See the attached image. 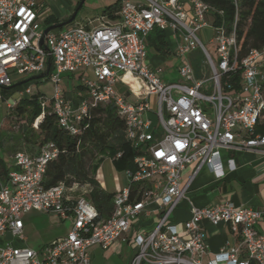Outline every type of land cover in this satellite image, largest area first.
<instances>
[{
	"label": "built area",
	"instance_id": "2783aa9c",
	"mask_svg": "<svg viewBox=\"0 0 264 264\" xmlns=\"http://www.w3.org/2000/svg\"><path fill=\"white\" fill-rule=\"evenodd\" d=\"M214 13L203 0H121L118 24L95 30L73 25L44 35L36 0H0V88L12 86L13 76L37 77L50 66L38 81L51 84V96H40L39 102L50 107L57 125L75 135L90 107L111 105L135 152L134 170H124L127 185L114 194L112 212L103 219L87 199L90 186L44 187L47 165L58 156L54 143L43 144L35 156L15 153L13 168L0 183V264H90L91 248L108 250L149 215L151 204L157 218L134 233L128 264H264V210L228 200L198 208L186 195L204 167L216 180L225 177L222 150L229 153V172L237 168L236 153L264 156V48L240 58L234 28L214 25ZM154 29L173 34L172 53L179 59L175 82L145 64ZM205 29L212 33L207 45L200 39ZM195 52L203 61L199 76L189 61ZM79 71L87 74L73 106L59 84L64 74ZM126 75L140 87L136 103L116 89ZM234 78L236 85L230 83ZM19 93L29 97L31 87ZM151 96L156 97L154 111ZM189 165L193 170L183 179ZM185 200L190 216L177 221L174 213ZM30 211L69 222L66 235L38 251L15 247V241L24 240L22 215ZM204 222L226 225L237 243L211 252Z\"/></svg>",
	"mask_w": 264,
	"mask_h": 264
},
{
	"label": "trees",
	"instance_id": "16d2710c",
	"mask_svg": "<svg viewBox=\"0 0 264 264\" xmlns=\"http://www.w3.org/2000/svg\"><path fill=\"white\" fill-rule=\"evenodd\" d=\"M203 1L215 10L214 25H224L228 31L234 28L240 58L252 49L264 48V0H236V4L234 0ZM120 2L121 0H117L115 5L106 7L102 16L115 19ZM217 12H221L222 15H218ZM67 20L59 22L53 16H48L43 26L47 28L65 23ZM165 33L154 29L148 36L147 45L158 54L165 55L170 52ZM44 81L47 80L44 79ZM230 83L236 85L237 79H232ZM20 85L22 84L0 88L1 98L4 91ZM79 88L82 93V86ZM40 96L44 95L40 92L32 93L29 97L20 98L13 106L15 114L27 121V131L29 130L31 138L33 137V140L29 139V136L25 138L22 152L35 156L43 144L54 143L58 148V156L47 165L44 187H54L62 182L68 187L73 184L88 185L91 187L87 195L88 201L94 205L100 218L108 217L112 212L114 193H107L100 188L94 179L93 162L99 156L114 157L121 151V157L113 161L116 169L134 170L135 152L124 140L122 120L111 105L90 107L87 116L79 124V132L72 135L57 125L49 106L41 107ZM7 174L8 170L2 168L0 177L6 180Z\"/></svg>",
	"mask_w": 264,
	"mask_h": 264
},
{
	"label": "rangeland",
	"instance_id": "374dc122",
	"mask_svg": "<svg viewBox=\"0 0 264 264\" xmlns=\"http://www.w3.org/2000/svg\"><path fill=\"white\" fill-rule=\"evenodd\" d=\"M116 2L117 0H36L38 8H40L41 11L45 12L51 7L52 11L61 19L65 17L69 19L80 6L73 22L65 25L60 30L73 25H87L91 30L100 28L105 22L102 16L103 10L108 6L115 5ZM211 36V31L205 29L201 32L200 39L203 44L207 45ZM147 53L148 59L145 64L165 72V81L173 82L178 79L176 69L179 64V59L177 57L171 52L165 55L158 54L152 48H149ZM155 56L159 59L154 58ZM149 59H151V62ZM189 61L197 73L196 75L199 76V70L203 67L202 57L195 52ZM127 77H129V75H127ZM26 79L27 78L20 76H13L12 85L15 86L25 82ZM62 84L61 80L59 85L62 86ZM26 86L31 87L33 94L37 93L39 90L47 97L51 96V84L49 82L38 84V80H30L20 86L4 91L2 98L0 94V161L5 166L8 165L10 157H12L15 152L23 151L22 148L26 137L29 136L28 138L33 140L30 131H27V121L17 116L13 107L9 108V106L14 105L20 100L21 97L19 92ZM62 89L66 91L67 88L64 87ZM129 101L134 102L135 99L129 97ZM150 106L151 110L154 111L156 106L155 96H151ZM33 126H35V124ZM96 159L93 162L95 167L94 179H97L96 181L99 182L98 184L103 191L113 193L116 187L120 186L124 181L125 173L124 171L117 170L113 161L105 155L97 157ZM259 167L261 166H257L256 170H258ZM261 172L264 173V169ZM259 174L261 173L259 172ZM259 189L263 192L264 182L259 183ZM176 218L178 221L183 220L182 215L178 212ZM22 221L24 224L23 235L26 238V242L21 246H26L33 251H38L51 241L63 236L69 228V222H62L57 216L41 211H30L23 214ZM130 253L131 243L122 242L119 243V247L116 251H99L94 264H128Z\"/></svg>",
	"mask_w": 264,
	"mask_h": 264
},
{
	"label": "crops",
	"instance_id": "0c3cea01",
	"mask_svg": "<svg viewBox=\"0 0 264 264\" xmlns=\"http://www.w3.org/2000/svg\"><path fill=\"white\" fill-rule=\"evenodd\" d=\"M131 1H137V0H131ZM49 9L50 10H48L47 11L48 13L46 12V14L44 11L40 10V15L42 16L43 21L48 16H53L59 22L66 19V17L63 19L59 18L57 14H55L52 11L51 7ZM103 20H105V22L103 23L105 25H115L120 22L118 12L115 14V19L103 17ZM165 40L167 42L170 52L172 53L175 45L172 32L167 31L165 33ZM149 48L150 47L147 45V50ZM154 58L159 59L157 56H155ZM147 59H148V53H147ZM149 61L151 62V59H149ZM86 74L87 73L84 71H79L74 74H64L62 77V83H63L62 88L64 87L67 88L66 91H64V93L67 92L65 93V97L73 106H76L79 103L80 100L79 96L81 94L79 91L80 89L79 86H81L82 76ZM29 79L30 78H27L26 81ZM46 82L48 81L40 80L38 84H44ZM116 89L118 93L124 96L128 102H130L129 97L135 99L134 102H130V103H136L138 101V96L136 94L140 91V87L131 76L129 77L124 76L122 79H120V82L117 84ZM38 92H40L45 97H47L41 91L38 90ZM150 116L151 118H153L152 115ZM220 154H221L222 166L225 171V177L221 180H216L213 174L211 173V171L207 167L202 168L201 171L198 173V175L190 184L186 194L187 198L192 202V204L195 207L198 208L215 205L219 203L221 200H228L233 204H235L236 206L245 205L252 209L264 210V189L263 192L259 189V183L264 182V173L261 172L264 169V156L258 152L236 153L234 154V160L237 168L234 172H229L226 166V161L229 153L227 151L222 150ZM105 156L109 158V156L107 155ZM9 160L10 161L8 162L7 166H5L0 161V171L2 170V168L7 169L8 171L13 168L12 157H10ZM259 165L261 167H259L258 170H256L257 166ZM192 170H193V165L187 166V168L182 173V178L185 179L192 172ZM259 172L261 174H259ZM5 181L6 180H4L3 177H0V183L1 182L4 183ZM126 185H127V178L125 176L124 181L120 184V186L116 187V190L118 191L119 189L126 187ZM116 190L113 192L114 194L117 192ZM188 207H189L188 202L186 200L183 201L174 213L175 219L177 220L176 218L177 212L182 215L183 220L188 219L190 216ZM155 208H156V204L149 205L147 207V210L149 211V215L142 216L138 221H136L132 225L129 234L122 236L121 238L116 240L108 249V251L109 250L111 252L116 251L119 247V243L131 242V239L133 238L135 232H138V230L141 228L143 229L150 227L157 218V215L155 213ZM203 226L207 237V244L211 252H218L219 249L223 245H225L226 242L235 244L238 241V237L235 234H233L226 225L221 224L214 227L204 222ZM69 227H70V223H69ZM66 233L63 236H65ZM25 242H26V238L24 237V240L22 241H15L14 246L26 247V246H21ZM99 251L101 252V250L97 247H93L89 250L90 264L95 263L97 253Z\"/></svg>",
	"mask_w": 264,
	"mask_h": 264
},
{
	"label": "water",
	"instance_id": "95a60500",
	"mask_svg": "<svg viewBox=\"0 0 264 264\" xmlns=\"http://www.w3.org/2000/svg\"><path fill=\"white\" fill-rule=\"evenodd\" d=\"M82 1H84V0H82ZM80 5H81V4H80ZM79 8H80V6L78 7V9H79ZM78 9H77V10H78ZM77 10L74 11V13L72 14V16L67 20V22H65V23H60V24H57V25H53V26L47 27V28L44 29L43 34L45 35V34H47L49 31L56 30V29H61V28L64 27L65 25H68V24L72 23L73 20L75 19L76 14H77ZM42 43H43V41L41 40V41H40V44L42 45ZM49 70H50V66H48L47 71H46L43 75H39V76H37V77H32V78L29 79V81H30V80H38V79H42V78L46 77L47 74H48V72H49ZM27 81H28V80H27ZM27 81L22 82V83H20V84L26 83Z\"/></svg>",
	"mask_w": 264,
	"mask_h": 264
},
{
	"label": "bare ground",
	"instance_id": "6f19581e",
	"mask_svg": "<svg viewBox=\"0 0 264 264\" xmlns=\"http://www.w3.org/2000/svg\"><path fill=\"white\" fill-rule=\"evenodd\" d=\"M127 76V75H126Z\"/></svg>",
	"mask_w": 264,
	"mask_h": 264
}]
</instances>
